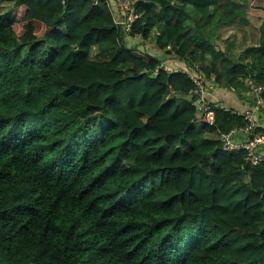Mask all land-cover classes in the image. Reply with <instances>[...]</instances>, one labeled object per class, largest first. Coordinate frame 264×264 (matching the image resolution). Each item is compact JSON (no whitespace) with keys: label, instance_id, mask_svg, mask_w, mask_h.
Wrapping results in <instances>:
<instances>
[{"label":"clouds","instance_id":"1","mask_svg":"<svg viewBox=\"0 0 264 264\" xmlns=\"http://www.w3.org/2000/svg\"><path fill=\"white\" fill-rule=\"evenodd\" d=\"M64 2L61 0L62 4ZM135 3L136 0H124L121 5L119 0H107L113 23L120 26L127 46L136 44L140 52H151L155 57V67L141 68L138 74L140 78L147 74L156 82L148 93L154 103L145 105L138 123L149 125L162 120L170 127L152 133L161 137L158 143L144 145L135 155L121 158L124 168L135 170L110 182L106 190L123 189L120 191L123 197L133 187L138 188L132 204L138 212L136 218L146 224L157 218H170L172 224L158 234L157 240L174 233L173 247L177 249L180 245L187 249L193 242L199 243L193 254L195 264H217L214 258L223 252L230 253L232 264H249L259 257L235 254L231 247L224 245L231 237L253 232L257 237L255 243L264 244V236H261L264 231V0H213L203 10L183 0H166L179 10L177 15L182 20L177 33L179 39L171 40L163 23L156 24L146 40L140 33L129 35L133 21L144 17L143 25L147 20L143 12L131 14ZM256 3L260 5L258 11L253 10ZM11 6L6 5V8ZM163 8L160 0H156L155 12H162ZM62 14L63 9L54 15L44 13L38 19L42 28L33 33L34 38L43 40L49 26ZM11 34L16 36L11 47L22 43L17 32ZM79 44V40L72 42L77 55L86 59L99 56L97 45L92 46L89 57L88 53H79ZM43 47H48L47 43ZM23 53L27 55V47ZM171 61L180 62L183 70L169 71ZM129 67L131 65L117 66L119 69ZM46 71L47 76L37 70L36 81L46 89L45 93L31 104L20 101L13 108L14 112L26 110L38 112L45 118L49 115L54 119L64 117L73 122L75 130L90 118L105 114L113 121L119 120L115 112L105 113L109 100L123 103L131 111L140 103V97H128L123 91L122 101L115 95V90L128 83L120 77L113 81L66 80L55 68ZM178 79L184 81L181 88L175 86ZM13 81L6 91L19 87L26 92L31 87L15 77ZM53 81L57 82L56 86L49 89ZM108 85L109 90H103ZM92 88L98 89L94 97L89 96ZM77 92L81 95L71 98ZM93 106L96 110H89ZM5 115H9L7 109ZM113 135L115 138L107 144V148L116 149L111 158L118 156L117 146L125 139ZM9 160L10 156L0 157V165ZM104 167L105 164H101L94 168L78 189L71 190L72 195L83 198L84 203L93 199V195L82 189ZM18 174L19 170L14 169L13 175ZM30 187L36 189L32 196L36 201L34 214L16 217L6 224L0 221V264H81L83 249L95 244L89 250L96 252L102 240L110 242L120 254L128 251L116 217H105L112 223L102 226L106 229L103 238L100 233L90 235L91 238L75 234L71 239L66 238L62 212L65 202L56 203L59 187L52 182L43 187ZM21 203L4 197L0 199V211H11ZM106 208L107 205H103L92 220H99ZM253 212H259L261 220L246 223ZM45 225L50 226L48 238L42 236ZM85 240L88 244L82 243ZM213 245H217L215 250H212ZM90 258L88 264H93L95 256ZM160 264H192V258L185 252L171 261L161 257Z\"/></svg>","mask_w":264,"mask_h":264},{"label":"trees","instance_id":"2","mask_svg":"<svg viewBox=\"0 0 264 264\" xmlns=\"http://www.w3.org/2000/svg\"><path fill=\"white\" fill-rule=\"evenodd\" d=\"M0 2L14 7L11 17L8 13H0V157L10 156L7 163L0 165V199L7 197L13 201H22L11 211L7 209L0 211V221L6 224L16 217L34 214L36 201L32 200V196L36 189L30 185L43 187L52 182L59 187L56 203L65 202L62 212L67 227L66 238L71 239L73 234L91 238L90 235L97 233L103 238V231L106 229L102 226L112 223L111 219L105 220V217L119 218L121 239L128 251L120 254L110 242L96 241L99 243L96 252L89 250L95 247V244L83 249L81 264H88V259L92 256H95L93 264H145V262L160 264L161 257L171 261L172 258L185 252L189 253L192 264H195L193 254L198 250L199 243L193 242L187 249L184 245H180L177 249L173 247L174 233L162 235L157 240L158 234L163 233L165 228L172 224L170 218H157L158 220L151 224L136 218L138 212L132 204L135 202L138 188L133 187L123 197L120 196V191L123 189L106 190L110 182L135 170L124 168L121 158L135 155L144 145L158 143L161 137L153 136L152 133L166 131L170 127L162 120L150 122L149 125L138 123L144 113L145 105L150 106L154 103L148 93L156 83L147 74L143 78L138 74L141 68H154L155 57L147 52H140L143 54L141 55L136 44L127 46L120 26L113 23L112 15L107 8V0H96L95 3L93 0H65L63 4L61 0H0ZM183 2L192 3L198 10H203L213 0H183ZM160 3L164 8L162 12L157 13L156 0H136L133 5L134 14L143 12L147 20H144L143 25L141 20L144 17L133 21L130 36L140 33L146 40L151 29L156 24L163 23L167 38L179 39L177 33L182 23L181 17L177 15L179 10L166 3V0H160ZM61 9L63 14L49 26L44 34L45 38L36 40L33 33L42 28L38 19L46 12L54 15ZM85 9H87L86 13ZM259 9L258 3L253 4L254 11ZM12 31L17 32L22 40V43L15 47H11L16 41V36L11 34ZM74 40L80 41L79 53H88L91 57L92 46L97 45L99 56L86 59L77 55V49L72 48ZM45 43L48 45L46 48L43 47ZM25 47L28 48L27 55L23 53ZM121 64L131 67L117 68ZM174 64L175 62L171 61L168 67L173 66L171 67L173 71L183 70L184 65L180 63L182 67L178 68ZM53 68L66 80L113 81L120 77L128 83L124 84L122 89L115 90V95L122 101L123 91L128 97H140V103L136 105L135 111H131L123 103L109 100L106 103L105 113L115 112L120 117L119 120L113 121L105 114L90 118L75 130H73V122L64 117L54 119L49 115L45 118L38 112L26 110L14 112L13 108L20 101L26 105L31 104L38 96L45 93L46 89L36 83L37 70L47 76L46 69L51 71ZM125 72L128 73L127 76L124 75ZM163 75L161 72V77ZM14 77L22 83L26 81L31 87L26 92L19 87L6 91V87H11L14 82ZM56 83L53 81L48 88L55 87ZM175 86L183 87L184 81L178 79ZM109 88L110 85L105 86L103 90ZM97 91V88H92L89 96L94 97ZM79 95L81 93L77 92L71 98ZM5 109L8 110L9 115H5ZM89 110H96L95 106ZM114 133L115 136L125 139L117 146L118 156L111 158V154L116 149L107 148V144L110 139L115 138ZM37 141H45V143L37 145ZM137 162H140L138 157ZM101 164H105V167L97 176L89 179L82 189L83 192L93 195V199L84 203L83 198L74 197L71 190L78 189L81 182L88 178V174ZM14 169L19 170L16 176L13 175ZM103 205H107L103 210V216L99 220H92ZM261 218L259 212H253L246 223L255 224ZM49 230L50 226L45 225L42 233L44 238H48ZM261 236H264V231L261 232ZM204 238L202 236L201 240ZM256 239L254 232L247 233L231 237L224 246L231 247L238 255L259 257L251 260L249 264H264V244L257 245ZM244 241L246 243H243ZM82 243L88 244V241ZM153 245L155 246L152 247ZM216 247L217 245H213L212 250ZM229 256L230 253L223 252L214 259L217 264H232ZM141 257L143 259H140Z\"/></svg>","mask_w":264,"mask_h":264},{"label":"rangeland","instance_id":"3","mask_svg":"<svg viewBox=\"0 0 264 264\" xmlns=\"http://www.w3.org/2000/svg\"><path fill=\"white\" fill-rule=\"evenodd\" d=\"M6 5H9V4L0 2V13H8L9 16H10L13 13L14 7L11 6L9 8H6ZM153 51H154V48H153ZM138 52L140 53L139 49H138ZM147 53H149L150 55L152 54L151 52H147ZM140 54L143 55L142 53H140ZM173 62L177 63V61H173ZM178 64H180V63H178ZM175 66H177L178 68L182 67L181 64L180 65H175ZM171 67L173 68V66L170 65L169 68L172 69Z\"/></svg>","mask_w":264,"mask_h":264},{"label":"built area","instance_id":"4","mask_svg":"<svg viewBox=\"0 0 264 264\" xmlns=\"http://www.w3.org/2000/svg\"><path fill=\"white\" fill-rule=\"evenodd\" d=\"M119 3L122 5L124 3V0H119ZM131 14H134V8H133V6H132V13ZM168 70L169 71H173L170 68Z\"/></svg>","mask_w":264,"mask_h":264},{"label":"crops","instance_id":"5","mask_svg":"<svg viewBox=\"0 0 264 264\" xmlns=\"http://www.w3.org/2000/svg\"><path fill=\"white\" fill-rule=\"evenodd\" d=\"M154 51H157V49L154 48ZM151 55H152V54H151ZM152 56H153V55H152ZM175 65H180V64L175 63L174 66H175ZM168 69H169V67H168Z\"/></svg>","mask_w":264,"mask_h":264}]
</instances>
